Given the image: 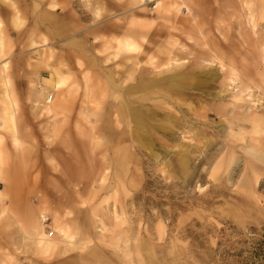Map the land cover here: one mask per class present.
<instances>
[{
    "label": "rangeland",
    "instance_id": "1",
    "mask_svg": "<svg viewBox=\"0 0 264 264\" xmlns=\"http://www.w3.org/2000/svg\"><path fill=\"white\" fill-rule=\"evenodd\" d=\"M13 2L0 0L16 102L0 128V264H264V0H179L171 18L157 0ZM116 38L136 50L114 56ZM169 57L171 73L198 72L184 97L125 88ZM55 70L70 88L56 116L42 104ZM136 96L158 115L130 137L119 108ZM118 122L124 134L99 136ZM37 223L49 238L68 227L70 244L34 253Z\"/></svg>",
    "mask_w": 264,
    "mask_h": 264
},
{
    "label": "bare ground",
    "instance_id": "2",
    "mask_svg": "<svg viewBox=\"0 0 264 264\" xmlns=\"http://www.w3.org/2000/svg\"><path fill=\"white\" fill-rule=\"evenodd\" d=\"M5 6H12L13 0H1ZM142 0H137L138 5L142 6L144 3L141 2ZM146 1V0H143ZM148 2H151L152 0H147ZM179 0H157L156 7L157 14H159L160 18H171L175 15L176 12L181 11L182 9H185L184 7H180L178 4ZM53 7L56 6V4H51ZM243 5L248 6L250 5V0H243ZM89 6V4L87 5ZM6 9V8H4ZM188 9V8H187ZM188 11V10H187ZM94 15L97 17L99 16V8L96 6L93 10ZM258 19L264 20V8H261L259 12ZM253 17H250V21L252 25H255V19H252ZM4 28L2 25L1 17H0V53L4 48ZM116 46H115V54L116 56L120 52H132L136 50V46L130 42L128 39H114ZM132 57V56H131ZM181 62L179 59H176L174 57H169L168 60L164 63H160L159 65H154L152 69L158 70L157 74L166 73L162 77H147L144 76V69H133L134 72H137L140 77L136 80V83L129 84L125 88H129L130 92H140L145 91L148 93H158L162 94L163 99H169L170 96L173 94L184 97L185 94L183 93L182 89L186 87V81L185 77H188L190 74L198 75L197 71L188 73H171L170 70L180 68ZM222 67V65H221ZM7 68L8 64L7 61L2 62L0 66V111L2 114V121L0 122V128L4 127L6 124V121L12 122L13 116H14V103L15 100H11V81L9 79V76L7 74ZM163 69V70H162ZM129 79H133V76L131 72L129 73ZM67 78L66 76L59 70H55L49 74V77H43V83L48 87L52 88L54 90V94H47L46 101L42 104H44V112L47 114H52L56 116L59 113H62L68 106V95H69V89H65ZM85 88L87 90L86 96H94L93 91L91 92V89H89V85H85ZM91 92V93H90ZM128 93V92H127ZM55 95V96H54ZM53 97H55L53 99ZM95 97V96H94ZM220 98V96L218 97ZM44 99V98H43ZM143 99V98H142ZM140 97L136 96L135 98L128 100V102L125 100L124 103L120 102V108L119 112L124 110V113L130 118V121L132 123L131 126V133L130 137L137 136L138 132L148 124V120H153L158 114H157V108H154L150 105H146L144 101ZM41 101V100H40ZM136 105V106H134ZM43 106V105H42ZM98 106H96L97 108ZM127 117V121L128 118ZM247 119H249L252 122V130L250 132L257 133L259 131L258 128V122L259 119L256 115H252L250 113H247L246 116ZM129 122H127L128 124ZM115 128H110L108 125H103L98 129V134L103 135L105 132L110 133L112 135H118L124 134L125 132L123 130H119V122L115 123ZM126 124V125H127ZM159 129L164 130V127L162 125L157 126ZM13 128L16 130V126H13ZM17 131V130H16ZM246 131L239 132L240 140L244 139L243 137H246ZM15 141L17 140V132L14 134ZM254 140L255 138H247L246 140ZM256 141V140H254ZM258 141V140H257ZM256 141V142H257ZM1 144H2V137L0 136V161H1ZM146 144H150V142H146ZM106 174V173H105ZM106 178V177H105ZM104 176L102 178H99V181L102 179H105ZM94 193V191H93ZM2 195V190H0V196ZM4 213V209H0V217ZM42 221L48 220V218L45 216V214L41 215ZM34 226V243H33V249L32 251L37 254L41 255H48L53 253V251L57 250L60 243L64 244V247L66 245H69L71 242L72 235L70 234V231L68 230V227L59 225L55 223V229L58 231V237H48L44 233L43 229L37 225L33 224Z\"/></svg>",
    "mask_w": 264,
    "mask_h": 264
},
{
    "label": "built area",
    "instance_id": "3",
    "mask_svg": "<svg viewBox=\"0 0 264 264\" xmlns=\"http://www.w3.org/2000/svg\"><path fill=\"white\" fill-rule=\"evenodd\" d=\"M53 234V232L52 231H50L49 233H48V236H51Z\"/></svg>",
    "mask_w": 264,
    "mask_h": 264
}]
</instances>
